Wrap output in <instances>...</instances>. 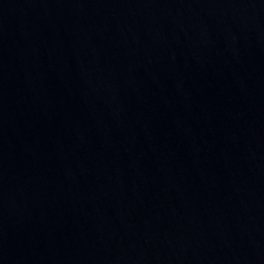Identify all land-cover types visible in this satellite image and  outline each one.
I'll return each instance as SVG.
<instances>
[{
	"label": "water",
	"instance_id": "1",
	"mask_svg": "<svg viewBox=\"0 0 264 264\" xmlns=\"http://www.w3.org/2000/svg\"><path fill=\"white\" fill-rule=\"evenodd\" d=\"M0 264H264V0H0Z\"/></svg>",
	"mask_w": 264,
	"mask_h": 264
}]
</instances>
